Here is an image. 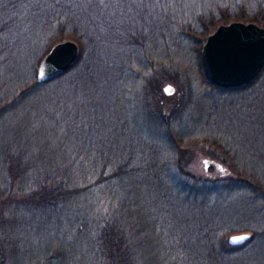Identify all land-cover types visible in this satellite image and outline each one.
Returning a JSON list of instances; mask_svg holds the SVG:
<instances>
[{"label":"trees","instance_id":"obj_1","mask_svg":"<svg viewBox=\"0 0 264 264\" xmlns=\"http://www.w3.org/2000/svg\"><path fill=\"white\" fill-rule=\"evenodd\" d=\"M202 2H206L205 9L201 4V11H194L192 7L189 10L195 12L194 18L201 24L199 33L203 40H206L217 25L234 19L255 21L264 26V0ZM184 10V3L173 0V13ZM12 11H16L21 15L20 20L29 21L33 27L34 33L31 32V35L25 30L28 38H32L34 34L40 38L45 31L57 26L58 33L47 51L59 40L72 38L79 43L80 55L72 67L52 80L40 83H50L48 93L55 97L54 107L63 100L74 102L76 107L85 103L82 115L88 117V122L93 124L88 130V136L94 142L91 150L98 157L95 160L100 161L90 162L85 168L75 162L69 163L63 170L62 162L47 160L40 150L36 151V147L21 145L13 138L2 145L0 156L11 184H23V189L30 186L28 192L31 193L25 195L24 204L34 211L57 213L63 218V208H68L65 211L68 225L76 229L75 236L86 245L84 250H88L89 259L97 264H264V230L255 231L256 237L254 232L251 233V240L243 245H230V233L223 234L222 240L216 243L213 224L217 221L212 216L214 210L205 212L206 217L200 215L206 221L201 225L178 207L184 203L193 207H208V196L218 195L234 185H248L254 189L255 182L249 181L236 170L234 158H228V149L224 150L218 141L201 145L194 140L183 143L182 137L178 138L174 131H169V143L171 145L173 141L179 157L173 153V156L166 158L163 167L153 170L149 167L154 165V161H159L158 153L161 152L162 144H156L148 138L146 140L140 132L123 127L124 124L118 122L120 119L116 117L113 106L106 105V101L110 103L113 99L110 97L113 92L111 82L118 64L125 65L132 59L130 52L142 46L147 47L148 42L156 36L153 24L149 20L137 19L130 28L140 29L141 32L133 33L129 30V22L124 24L120 19L121 13L116 15L117 11L112 12L109 4L94 0H0V12H5L7 21H13L9 17ZM125 20L128 21V17ZM79 24L83 27V34L76 37L75 30ZM68 26H77V29H69ZM191 29L195 30L193 27ZM69 32L71 34L67 35ZM89 47L91 52L86 61L83 55ZM197 50L204 81L208 82L201 63L202 47ZM82 59L87 62V66L73 70L69 79H64L63 75ZM162 70H153L147 75V91H150L153 80H159ZM263 73L264 69L252 83L242 88L258 82ZM215 88L222 93L239 90L238 87ZM162 96L160 95L161 99ZM217 107L218 104L212 106L210 115L213 120L209 123L225 127L224 121L220 119L221 108ZM160 108L166 113L170 111L168 106L162 105ZM145 117L153 118V113L148 111ZM60 120L62 121L61 116ZM73 121V117L68 118L66 123L73 133L76 130L79 134ZM88 136H84L87 141ZM50 138L57 139V135L53 134ZM54 149L51 146L49 153L55 154ZM183 149H186V153L201 152L211 163L210 169L215 171L225 168L226 173L217 178L196 174L185 167ZM97 167L100 169L99 173L96 172ZM108 167L112 170L110 174ZM111 179L119 180L113 189L115 205L112 209L105 198L99 195L93 201L91 196V190L95 186ZM186 190L192 192V195ZM261 193L264 195V191ZM6 222L7 218H1L0 211V224L7 226ZM2 228L5 227L0 225V229ZM17 245L15 240L9 239L0 243V264H15L22 249L21 244L20 247Z\"/></svg>","mask_w":264,"mask_h":264},{"label":"rangeland","instance_id":"obj_2","mask_svg":"<svg viewBox=\"0 0 264 264\" xmlns=\"http://www.w3.org/2000/svg\"><path fill=\"white\" fill-rule=\"evenodd\" d=\"M94 1L109 4L112 12L117 11L116 15L121 13L120 19L124 24L129 22V30L133 33L141 32L140 29L130 28L137 19L149 20L155 28L156 36L148 42L147 47L142 46L130 52L132 59L125 65L118 64L111 82L113 92L110 97L113 99L110 103L106 101L108 107L113 106L116 117L120 119L118 122L123 123V127L140 132L142 138L162 144L161 152L158 153L159 161H154V165L149 168L156 170L163 167L173 153L179 157L173 141L171 145L169 143V131H174L178 138L182 137L183 143L192 140L200 145L220 142L224 150L228 149V158H234L236 170L249 181L255 182L256 186L251 189L248 185H234L218 195L208 196V207H193L188 203L178 207L201 225L206 221L200 215L206 217L205 212L214 210L212 216L217 221V226L213 224L216 243L222 240L225 233L249 231L254 232L256 237L255 231L264 230V195L261 193L264 191V73L252 86H241L234 92H219L216 86L204 81L197 49L206 40L199 33L201 24L194 18L195 12L189 10L192 7L194 11H201V4L205 9L207 5L202 0H180L185 5V10L180 13H173V0ZM12 12L9 17L13 21H7L6 17L11 11L7 15L0 12V148L14 138L21 145L36 147V151L40 150L47 160L62 162L63 170L69 163L75 162L85 168L90 162H100L95 160L98 157L91 150L94 142L88 136V130L93 124L88 122V117L82 115L85 103H80L77 109L74 102L63 100L54 107L55 97L48 93L50 83L37 81L39 63L49 52L48 46L58 33L57 26L45 31L40 38L35 34L28 38L25 30L30 35L31 32L34 33L30 22L20 20L21 15L16 11ZM127 17L128 21L125 20ZM68 28L77 29V26ZM82 30L83 27L79 24L75 30L76 37L82 36ZM70 34L71 32L67 33ZM137 37L140 39V36ZM82 39L84 40L83 37ZM90 52V47L86 48L83 55L86 61ZM84 59L63 75V78L69 79L73 70L86 67ZM158 69L162 70L159 80H153L150 91H147L146 77ZM160 83L162 84L159 85ZM167 84L175 87L173 93H166ZM160 95H163L162 99ZM214 104H218V109L221 108L220 119L224 121L225 127L209 123L213 120L210 112ZM162 105L168 106L170 111L164 112L160 108ZM146 111L153 113V118H146ZM72 117L79 134L75 128L73 133L66 123ZM57 121L62 123L57 124ZM53 134L57 135V139L50 138ZM51 146L55 148V154L49 153ZM182 151L186 158L185 167L196 174L210 178L224 176L222 169L214 171L208 167L210 163L201 152L186 153V149ZM3 162L0 156V211L1 218H7V226L0 224L5 227L0 229V243L9 239L15 240L19 247L21 244V253L17 255L15 264H95L89 259L88 250H84L86 245L75 236L76 229L70 228L65 219L68 208H63L64 218L57 213H42L28 208L24 199L25 195L31 193L28 192L30 186L23 189V184L12 185ZM99 171L97 167L96 172ZM107 171L110 174L112 170L108 167ZM86 177L90 179L91 175ZM118 183L119 180L111 179L95 186L91 190L93 201L100 195L112 209L115 205L113 189ZM187 191L192 195V192H185ZM200 198L197 200L200 201ZM250 240L251 237L246 243Z\"/></svg>","mask_w":264,"mask_h":264},{"label":"water","instance_id":"obj_3","mask_svg":"<svg viewBox=\"0 0 264 264\" xmlns=\"http://www.w3.org/2000/svg\"><path fill=\"white\" fill-rule=\"evenodd\" d=\"M80 45L73 39L54 44L42 58L37 71L39 82L49 81L66 72L77 61ZM201 63L207 81L219 88H237L253 82L264 69V26L255 21L232 20L221 23L210 33L201 50ZM172 84L165 86L173 93ZM235 237H246L234 240ZM249 231L230 234L228 243L243 245Z\"/></svg>","mask_w":264,"mask_h":264},{"label":"snow or ice","instance_id":"obj_4","mask_svg":"<svg viewBox=\"0 0 264 264\" xmlns=\"http://www.w3.org/2000/svg\"><path fill=\"white\" fill-rule=\"evenodd\" d=\"M246 239V237H235L234 240H243Z\"/></svg>","mask_w":264,"mask_h":264},{"label":"flooded vegetation","instance_id":"obj_5","mask_svg":"<svg viewBox=\"0 0 264 264\" xmlns=\"http://www.w3.org/2000/svg\"><path fill=\"white\" fill-rule=\"evenodd\" d=\"M207 163H208V162H207ZM209 163H210V162H209ZM210 164H211V163H210ZM212 164H213V163H212ZM208 167H209V166H208ZM221 169L224 170V174H225V173H226V172H225V171H226L225 168H221Z\"/></svg>","mask_w":264,"mask_h":264}]
</instances>
